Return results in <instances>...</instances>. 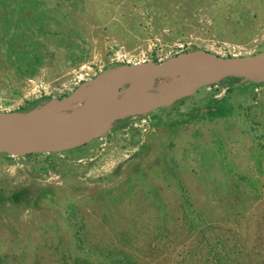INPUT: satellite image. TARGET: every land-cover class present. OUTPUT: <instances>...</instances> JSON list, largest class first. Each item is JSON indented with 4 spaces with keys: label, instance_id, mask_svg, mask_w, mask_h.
<instances>
[{
    "label": "rangeland",
    "instance_id": "obj_1",
    "mask_svg": "<svg viewBox=\"0 0 264 264\" xmlns=\"http://www.w3.org/2000/svg\"><path fill=\"white\" fill-rule=\"evenodd\" d=\"M262 52L264 0H0V112L86 121ZM200 80L61 151L25 150L84 131L0 122V264H264V73Z\"/></svg>",
    "mask_w": 264,
    "mask_h": 264
},
{
    "label": "water",
    "instance_id": "obj_2",
    "mask_svg": "<svg viewBox=\"0 0 264 264\" xmlns=\"http://www.w3.org/2000/svg\"><path fill=\"white\" fill-rule=\"evenodd\" d=\"M262 58H264V52L254 56L252 58H242V57L230 56V57L220 58L214 62L205 63L201 67V70L198 73V75H199L198 80L191 86V88H189L187 90H182L180 92H176L171 96L161 97L156 102H154L152 104L137 106V107L130 109V110L126 109V107L122 104H121L122 106L121 105L119 106V109L117 108V106L111 105L113 108L108 115H103L101 117L90 116L88 118V120H86V121H83L81 119L80 120H71L70 117H67L65 119H57V118L43 116V115L31 113V112H16V113L0 112V122H11V123H15V124H24L25 123L24 120L27 118L31 121L39 122V123H41L47 127L54 128V129H67V130H71V131H86V132H88L89 136L82 141L65 144L64 146H61L58 148H53V150H57V151L70 149V148L82 145L86 141H89L92 138H94L95 132H93L90 135V129L91 128L98 129V128L104 127V126L112 123L116 119L127 117V116L132 115V114L149 112V111H151V110H153L159 106L170 104L173 101H175L181 97L189 95L200 84V82H201L200 75L204 69L225 68L231 64H234V65L239 66V67L247 66V67H249V69L252 70L253 73H255V72L264 73V63L260 62V59H262ZM115 111H119V112H117V114H113ZM46 150H50V149L46 148Z\"/></svg>",
    "mask_w": 264,
    "mask_h": 264
},
{
    "label": "bare ground",
    "instance_id": "obj_3",
    "mask_svg": "<svg viewBox=\"0 0 264 264\" xmlns=\"http://www.w3.org/2000/svg\"><path fill=\"white\" fill-rule=\"evenodd\" d=\"M260 62L264 63V58L260 59ZM137 80H138V78H137ZM137 80H135V81H137ZM107 106H110V105H107ZM112 108L113 107H110L109 110L106 113H101V114H99V115H97L95 117H101L103 115H108L110 113V111L112 110ZM71 120H80V119H79V116L77 115V116L72 117ZM7 124H11L10 126H12V124H15V123H7ZM24 125H26V127H29V125H27L25 123H24ZM38 127H47V126L39 125ZM48 128H50V127H48ZM52 129H54V128H52ZM79 132H81V131H74L73 135L69 138V140L72 139V138H74ZM88 136H89L88 135V132L84 131V133L81 136H79L78 138H74L70 142H67L68 140H63V141H59V142H53V143L48 144V145H45V146H40L38 144H35V145L34 144H31V145H28L26 147V150L25 151L26 152H30V151H32L34 149H37V148H39V149H46V148L53 149V148H58V147L64 146L65 144L82 141V140L86 139ZM13 147L16 148V149H18V148L25 147V145H13Z\"/></svg>",
    "mask_w": 264,
    "mask_h": 264
}]
</instances>
